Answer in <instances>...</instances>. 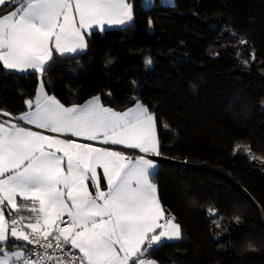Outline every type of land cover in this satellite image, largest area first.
Masks as SVG:
<instances>
[{
  "label": "trees",
  "instance_id": "1",
  "mask_svg": "<svg viewBox=\"0 0 264 264\" xmlns=\"http://www.w3.org/2000/svg\"><path fill=\"white\" fill-rule=\"evenodd\" d=\"M142 1L130 0L129 26L93 31L86 50L57 56L46 91L66 106L100 94L115 110L138 97L157 116L168 161L158 160L153 179L183 233L151 252L158 264H264V0ZM39 82L0 67V109L26 111Z\"/></svg>",
  "mask_w": 264,
  "mask_h": 264
},
{
  "label": "snow or ice",
  "instance_id": "2",
  "mask_svg": "<svg viewBox=\"0 0 264 264\" xmlns=\"http://www.w3.org/2000/svg\"><path fill=\"white\" fill-rule=\"evenodd\" d=\"M5 4L13 10L0 15V67L35 73L40 82L26 111L0 109L9 117L0 119V264H157L151 252L183 235L153 179L157 164L149 157L162 155L157 116L138 97L126 111L106 107L100 94L66 106L43 81L57 56L86 50V35L129 26L133 3L0 0ZM206 214L221 227L218 209ZM10 240L17 250H6Z\"/></svg>",
  "mask_w": 264,
  "mask_h": 264
},
{
  "label": "crops",
  "instance_id": "3",
  "mask_svg": "<svg viewBox=\"0 0 264 264\" xmlns=\"http://www.w3.org/2000/svg\"><path fill=\"white\" fill-rule=\"evenodd\" d=\"M13 10V8H10L7 12H10V11H12ZM7 12H5V13H7ZM5 13H3V14H5ZM2 14V15H3ZM114 27H118V26H113V27H111V28H114ZM106 29H108V28H106ZM94 31H99V30H94ZM87 36L88 35H86V42H87ZM83 104V103H82ZM134 106V105H133ZM133 106H131V107H133ZM106 107H108V106H106ZM130 108V107H129ZM115 110V109H114ZM127 109H125V110H117V111H126ZM46 134H50V133H46ZM79 142H85V141H79ZM91 143H95V142H91ZM96 146H101V145H99V144H97ZM115 147H117L118 149H120V150H123V151H125V149H122V148H120V146H115ZM138 151V150H137ZM126 152V151H125ZM127 154H130V153H128V152H126ZM131 155H136V154H131ZM149 158H151V159H153L155 162H156V164H157V167H156V169L154 170V172H156V170H157V168H158V158H161V156H151V157H149ZM102 171V170H101ZM102 186H103V181H102ZM26 212V211H25ZM7 214V213H6ZM21 215H25V216H27L28 214H26V213H23V211L21 212ZM14 242V241H13ZM15 243H17V242H15ZM6 250L8 251V252H12V251H14V250H17L15 247H14V244H10L9 242H8V244L6 245ZM151 258V257H150ZM151 259H153V258H151ZM156 261V260H155ZM157 262V261H156ZM158 264V263H157Z\"/></svg>",
  "mask_w": 264,
  "mask_h": 264
},
{
  "label": "rangeland",
  "instance_id": "4",
  "mask_svg": "<svg viewBox=\"0 0 264 264\" xmlns=\"http://www.w3.org/2000/svg\"><path fill=\"white\" fill-rule=\"evenodd\" d=\"M153 2H154V0H151V3L146 5V0H143L142 5L144 6V8H148L153 4ZM160 2L164 5H166L165 3H163V0H160ZM173 4H174V0H171V5H173Z\"/></svg>",
  "mask_w": 264,
  "mask_h": 264
},
{
  "label": "built area",
  "instance_id": "5",
  "mask_svg": "<svg viewBox=\"0 0 264 264\" xmlns=\"http://www.w3.org/2000/svg\"><path fill=\"white\" fill-rule=\"evenodd\" d=\"M0 119H9V117H0ZM126 152L130 153V154H139L137 150H129V149H125ZM162 158V157H161ZM10 218V217H9ZM31 247V246H30ZM52 250H49V253H51Z\"/></svg>",
  "mask_w": 264,
  "mask_h": 264
},
{
  "label": "clouds",
  "instance_id": "6",
  "mask_svg": "<svg viewBox=\"0 0 264 264\" xmlns=\"http://www.w3.org/2000/svg\"><path fill=\"white\" fill-rule=\"evenodd\" d=\"M6 216H7V214H6ZM246 248H247L248 250H251V249L253 248V246H252L251 244H249V245L246 246Z\"/></svg>",
  "mask_w": 264,
  "mask_h": 264
},
{
  "label": "water",
  "instance_id": "7",
  "mask_svg": "<svg viewBox=\"0 0 264 264\" xmlns=\"http://www.w3.org/2000/svg\"><path fill=\"white\" fill-rule=\"evenodd\" d=\"M161 159V160H167L166 158H158V160ZM168 161V160H167Z\"/></svg>",
  "mask_w": 264,
  "mask_h": 264
}]
</instances>
